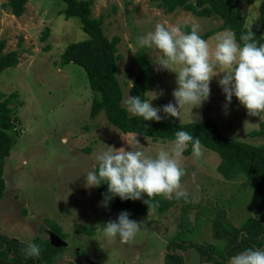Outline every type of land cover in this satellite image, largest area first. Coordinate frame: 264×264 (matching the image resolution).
Wrapping results in <instances>:
<instances>
[{
	"label": "rangeland",
	"instance_id": "374dc122",
	"mask_svg": "<svg viewBox=\"0 0 264 264\" xmlns=\"http://www.w3.org/2000/svg\"><path fill=\"white\" fill-rule=\"evenodd\" d=\"M92 1L93 16H105L107 37L121 38L118 79L124 98L137 75L133 60L140 49L135 46L137 36L152 31L157 23L180 27L183 33L195 26L199 35L222 24L219 19L198 17L182 9L166 13L152 0ZM232 1L243 15L247 29L255 34L261 25L264 0ZM5 2L0 0V41L6 43L5 53L18 51L20 61L1 74L0 92L6 95L16 92L20 104L15 109L16 128L12 133L15 145L4 168L6 188L0 200V234L25 244L33 243L37 237L48 239L49 233H53L46 223L48 219L55 221L67 235L64 250L52 264H165L185 211L194 225L193 241L200 246L219 243L210 222L215 207L224 208L228 222L236 227L255 214L258 203L252 191L243 187L241 179L225 180L217 170L219 155L202 146L199 158L182 154L180 161L185 170L181 183L190 193L189 200L182 199L161 214L128 212L130 219L140 223L135 237L125 244L107 241L100 227L110 219L115 220L120 211L101 205L96 186L85 187L84 176L95 170V154L109 147H123L139 148L154 156L164 141L125 134L107 121L104 112L91 117L93 93L84 69L73 63L61 64L65 48L87 37L79 20L65 19L62 0H29L20 18L2 9ZM46 29L48 34L43 40ZM224 32L206 40L210 52L218 35ZM144 49L154 73L147 97L151 99L152 92L159 93L150 104L155 107L175 104L172 91L177 87L176 73L155 64L157 50ZM172 68L178 69L179 65ZM214 71L217 74L210 79L206 101L192 109L189 105L182 106L176 118L165 119L159 113L161 120L189 123L210 118L228 138L256 145L263 143L264 136L253 137L251 132L264 123V112L248 115L234 96L225 109L224 95L217 83L225 69ZM134 136L139 145L132 143ZM85 227L92 232L82 230ZM173 252L185 264H213L195 248Z\"/></svg>",
	"mask_w": 264,
	"mask_h": 264
},
{
	"label": "trees",
	"instance_id": "16d2710c",
	"mask_svg": "<svg viewBox=\"0 0 264 264\" xmlns=\"http://www.w3.org/2000/svg\"><path fill=\"white\" fill-rule=\"evenodd\" d=\"M29 0H6L2 9L10 11L20 18L26 9ZM158 8L166 13H173L182 9L198 17L213 18L222 21L221 26L203 35L202 39H209L220 31L229 30L235 34L240 43L241 33L249 31L243 15L237 10L232 0H152ZM65 8L62 10L66 20L77 19L80 22L86 38L69 44L61 55V64L73 63L82 67L87 75L89 87L93 93L90 115L92 118L104 112L107 121L125 134H135L143 138H150L154 142L159 140L170 141L173 133L182 129L194 137L199 138L201 146L217 153L220 163L217 167L219 173L227 181L241 179L242 185L249 188L258 205L255 214L250 215L239 227L227 220L226 210L215 207L210 220L213 225V235L218 244L198 245L193 241L194 225L189 213L184 212L179 224V232L173 238L170 250L166 254L165 264H185L184 259L174 253L176 249L195 248L202 256H207L213 264H225L227 258L246 248L264 247V142L250 144L224 136L217 123L207 118L204 122L176 123L165 120L159 122L143 121L140 117L129 118L122 105L124 91L118 79L121 55L118 53L120 36L109 39L104 31L105 16H93L92 0H62ZM261 25L253 34L257 44L264 43V10H262ZM48 29L45 30V36ZM6 43L0 41V76L19 64V52L5 53ZM133 60L137 65V75L129 89L130 96H140L148 99L147 93L153 85L154 73L152 63L144 48L138 49ZM16 92L6 95L0 92V200L5 192L4 168L6 159L15 145L12 133L16 128L15 109L19 106ZM253 137L264 136V123L258 130L251 132ZM185 156L191 154V146L183 152ZM98 195H107V185L96 186ZM141 200H123L113 197L107 207L115 211L132 212L135 215H147L151 212L161 214L169 211L182 199L168 200L161 196H154V203L148 205ZM200 215V213H199ZM198 221V219L196 220ZM53 233L62 240L67 235L62 228L52 220H46ZM82 230L92 232L85 227ZM33 243L39 244L41 252L39 258H25L23 249L27 244L17 239L0 234V264H52L54 258L64 250L51 244L50 238H35ZM172 248V249H171Z\"/></svg>",
	"mask_w": 264,
	"mask_h": 264
},
{
	"label": "clouds",
	"instance_id": "9594fccd",
	"mask_svg": "<svg viewBox=\"0 0 264 264\" xmlns=\"http://www.w3.org/2000/svg\"><path fill=\"white\" fill-rule=\"evenodd\" d=\"M239 40L240 43L233 32L225 30L218 35L210 52L208 42L201 38L195 26L183 33L180 27L159 23L152 31L137 36V48L157 50L159 55L155 64L176 73L177 87L172 91L175 104L169 102L159 107L150 104L159 93L152 92L151 99L127 95L122 105L129 118L159 122L162 119L159 113H163L165 119L176 118L184 105H189L190 109L199 107L209 96L210 79L217 74L214 69L220 68L225 69L217 81L226 102L223 107L226 109L234 96L248 115L264 112V43L257 44L250 31L241 33ZM174 65L179 68L173 70ZM135 137L132 143L139 145ZM189 145L192 156L199 158L202 154L199 138L182 129L176 130L170 141L159 145L154 156L146 155L139 148L109 147L95 154V170L84 176L85 187L107 185V195L102 194L101 201L105 208L113 197L121 201L141 200L143 195L146 199L142 203L148 207L154 203V196L187 202L190 193L181 183L185 170L180 161ZM139 225L122 210L115 220L104 222L100 230L107 241L118 240L125 244L135 237ZM22 251L25 258H39L41 247L29 242ZM225 264H264V247L246 248L229 256Z\"/></svg>",
	"mask_w": 264,
	"mask_h": 264
},
{
	"label": "water",
	"instance_id": "95a60500",
	"mask_svg": "<svg viewBox=\"0 0 264 264\" xmlns=\"http://www.w3.org/2000/svg\"><path fill=\"white\" fill-rule=\"evenodd\" d=\"M51 244L55 247H62L66 245V242L61 240L58 236H56L54 233H49Z\"/></svg>",
	"mask_w": 264,
	"mask_h": 264
}]
</instances>
